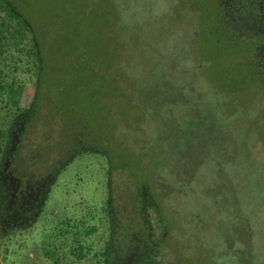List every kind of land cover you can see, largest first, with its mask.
Instances as JSON below:
<instances>
[{"label": "rangeland", "instance_id": "374dc122", "mask_svg": "<svg viewBox=\"0 0 264 264\" xmlns=\"http://www.w3.org/2000/svg\"><path fill=\"white\" fill-rule=\"evenodd\" d=\"M15 1L30 18L54 78L50 96H42L33 111L26 137L11 148L18 152L19 166L10 167V160L2 169L11 203L21 194L19 207L27 215L36 212V218L4 242L17 255L5 263L2 248L0 261L22 264L21 249H31L32 258L43 252L40 246L51 248V232L60 227L65 233L58 242L65 251L77 246L78 230L96 227L81 240L93 252L108 240L111 169L105 155L83 153L54 182L48 178L52 186L46 202L39 198L44 186L34 182L36 177L31 184L20 179L58 170L70 154L69 144L59 148V135L75 129L111 147L137 183L156 184L169 168L183 181L176 182L184 186L182 195L171 193L161 201L160 213L171 228L163 243L170 256L164 264H264V74L252 64L257 41L233 30L226 33L217 0ZM29 64L15 49L0 60L4 81L15 79L23 86L26 109L36 93ZM215 98L222 122L193 128L188 136L185 129L180 141L187 144L177 146L170 124L189 116L200 121L202 109L213 111ZM13 110L0 103L1 130L10 127ZM37 159L46 166L34 164ZM120 173L114 172L119 189L125 185ZM188 177L191 181L184 183ZM185 185L191 186L192 197ZM67 219L71 226L63 224ZM167 231L153 219L152 236L160 239Z\"/></svg>", "mask_w": 264, "mask_h": 264}, {"label": "trees", "instance_id": "16d2710c", "mask_svg": "<svg viewBox=\"0 0 264 264\" xmlns=\"http://www.w3.org/2000/svg\"><path fill=\"white\" fill-rule=\"evenodd\" d=\"M217 1L219 3L221 15L219 24L224 27L226 33H230V31L233 30L237 32V34H241V36L245 35L249 37V39L257 41L253 51L252 64L255 66L256 70L258 69L264 74V0ZM0 13L5 15H3L4 17L0 16V60L7 52L12 51V49H15L19 54H24L30 63L28 66L30 68V65L33 66L30 71L35 73L36 80L35 98L29 109H26L21 106V97L24 90L23 86L18 84L15 79L11 82H5V76L3 73H0V103L6 104L7 107H12V109H14L13 111H15L14 119L9 121L10 127L8 130L0 129V251L3 248L4 251L1 253L3 254L2 259L7 263L10 256L17 255V253H11L8 244L5 245L4 242L12 237V235H15V232L26 229L28 224L32 222V219L36 218V212L33 211L31 214L27 215L25 211L19 207V201L22 197L21 194H17L16 196L19 200L14 204L11 203V196H9L7 191L9 189H7V184L9 183H6V186L4 185L2 169L7 167L6 164L9 163L10 160L13 161V164L10 163L11 166L9 164L10 167L19 166L20 161L17 160L18 152L15 149L11 151V148L17 144V142L21 143L26 137L28 124L32 122V117L34 116L33 111L37 107V104H39L41 100L43 101L42 96H50L51 93L49 89L54 77L49 69V61L39 36L33 24L30 22V18L19 9L16 1L0 0ZM22 61L20 57L17 59L19 63ZM45 89L48 92H44ZM183 89L186 90L187 86L183 87ZM62 93L65 95V92ZM212 101V104H214V107L210 108L213 109L211 112L212 114L202 109L200 121L189 116L188 120L183 123H181V121H174L170 124L169 128L175 129H172V133H174V136L177 138V146H186L185 144H187V142L182 143L180 138L188 136L192 130H195L193 128L208 127L214 122H222L221 105L216 98ZM215 104H217V106ZM183 106H190V102H185ZM212 115L214 117H212ZM55 116H57V114H55ZM41 119L47 122V118ZM187 121L189 124L185 128L184 124ZM22 123H25V125L22 126V133L19 134L18 129ZM187 128L188 132L185 133V129ZM16 132L20 137L14 140ZM183 133H185L186 136H183ZM169 135H171V133ZM59 137V148L64 149L69 144L70 154L67 156V159L62 162L58 170H50L49 173H47L48 177H43L41 174L37 175L34 172L32 175L28 173L23 176V178L20 177V179H24L25 184H31V181L36 177L34 182L44 186L41 194H39V198L42 202H46L45 199L52 186L47 183L48 178H51L54 182L57 174L61 173L75 157L83 153L91 152L105 155L109 159L111 169L109 196L105 202V209L109 215L107 223L109 237L104 247L99 252H93L92 248L83 245L81 240L83 237H90V235L94 234L97 230L96 227L87 231L84 230L83 232L78 230L73 239L77 246L73 245L69 251H65L63 250V244L60 245L58 242L59 239H64L63 235L65 232L61 227L56 228L51 232L52 238L49 244L52 245L51 248L48 249V245L44 247L40 246L38 249L43 250V252H35L32 258L29 256V253L32 251L31 249H21L22 254H24L22 264H78L86 259H90L91 264H164L165 260L170 256L168 255L167 249L163 247V243L165 242L164 238L170 233L171 228L166 224L167 219H164L163 214L160 213L161 201L165 196H172L173 194L171 195V193L178 194L181 190H184L182 189L184 186H176L177 181L180 180V182H183L180 177L169 168L167 170L169 173L164 175L160 174V176L155 179L156 184L152 183V180L145 183H137L133 180L131 174L125 173L126 166H123L117 161L118 157L114 153V150L108 146L105 148V142L102 146L98 145L92 141V137H84L75 129L67 130L64 135L60 134ZM31 163H33V161ZM46 163L45 160L37 159V162L34 164L46 166ZM15 169L16 168L12 171ZM116 170H119L122 175L119 180L121 181V179H123L125 181V185H122L121 189H119L121 185L117 186L116 180L114 179V172ZM166 177L168 178L166 179L167 181H163ZM157 181L161 183L158 184ZM190 181L188 177L184 183ZM162 188H166L164 193L158 191L159 189L162 190ZM185 189L187 192L190 191L188 197H192L191 186L185 185ZM180 195H182V192ZM126 198L131 202L130 205H132L130 210H128V208L131 206H127L128 202L125 200ZM37 206H39L38 210H40L42 204L38 202ZM127 218H130V220ZM154 218H157L161 222L163 230H168L165 234L161 235L162 238L160 239L152 236V222ZM128 222L129 226L127 227ZM63 224L68 227L72 225V221L67 219ZM73 227H77L76 224L73 225ZM128 231L132 233L129 239L127 238ZM44 261L47 263H44ZM15 263L14 261L11 264ZM0 264H3L2 261H0Z\"/></svg>", "mask_w": 264, "mask_h": 264}]
</instances>
